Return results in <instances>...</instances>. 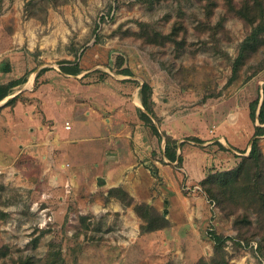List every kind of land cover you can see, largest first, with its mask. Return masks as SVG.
<instances>
[{
  "label": "rangeland",
  "instance_id": "rangeland-1",
  "mask_svg": "<svg viewBox=\"0 0 264 264\" xmlns=\"http://www.w3.org/2000/svg\"><path fill=\"white\" fill-rule=\"evenodd\" d=\"M252 3L0 0V88L26 81L0 103V264H264V135L255 168L248 116L264 89L263 38L233 72L254 27L237 10ZM74 65L78 76L60 70ZM64 106L122 125V164L113 147L78 160L45 113ZM24 117L37 136L12 143ZM243 162L225 195L206 194L202 181Z\"/></svg>",
  "mask_w": 264,
  "mask_h": 264
},
{
  "label": "trees",
  "instance_id": "trees-1",
  "mask_svg": "<svg viewBox=\"0 0 264 264\" xmlns=\"http://www.w3.org/2000/svg\"><path fill=\"white\" fill-rule=\"evenodd\" d=\"M252 2L253 3L251 6L247 5L237 10V14L239 15V17L243 18L245 21H247L249 24L253 25L254 27L251 31V34L243 41L240 47L239 55L234 62L233 72L237 71L238 66L241 64V60L243 58L244 52H247L248 50L252 52L255 51L256 50L255 46L257 45L256 43L258 42L259 38H263L261 42L264 43V14L262 9V4L259 0H252ZM60 70L61 72L69 75H77L80 73V69L77 65H74L71 68L61 67ZM42 71L43 70H41L40 72ZM123 73L128 74V70H123ZM21 83L22 80H16L14 82H10L5 87H1L0 101L8 96V88L14 87ZM149 91H150V87L147 84H142L141 104L146 111H149V106H148ZM248 111H249L248 116L251 122L259 124V126L254 127L253 140L251 142V148L249 152V161L251 166L258 168L261 155L258 151L257 137L264 135V127H261L264 125V89L262 90L261 96H258L255 100L249 103ZM140 118L142 120H147L146 115L143 113L140 114ZM151 130L154 132V134H156V129L154 127H152ZM192 141L196 143H202V141H200L197 138H192ZM167 149L168 148H165V157L173 162L175 160V153L169 154ZM242 167H244V162L239 166V168H237L232 172L217 174L215 176L214 175L208 176L204 181L201 182V186H204L206 194L212 197L214 196V191L216 190L217 191L219 190L221 195H225L228 191V186H232L236 182L237 177L242 172ZM19 264H31V262L26 260V261H21Z\"/></svg>",
  "mask_w": 264,
  "mask_h": 264
},
{
  "label": "crops",
  "instance_id": "crops-1",
  "mask_svg": "<svg viewBox=\"0 0 264 264\" xmlns=\"http://www.w3.org/2000/svg\"><path fill=\"white\" fill-rule=\"evenodd\" d=\"M47 71L45 70V73ZM69 76V74H67ZM73 75V76H78ZM71 76V75H70ZM18 80V78H15L14 80H10L9 82H14ZM25 80H23V84H25ZM21 83V84H22ZM6 99V98H5ZM2 100L0 101V103ZM46 115L53 121V124L55 125L56 133L58 134L57 137L64 138L69 142V151L70 152H77L78 153V160L79 158H82L84 162L94 160L96 158H102V155L104 154V148L110 147L115 152V156L117 158V161H113V165L116 167L117 164H122V161L126 159V155H128L129 150L126 152V145L128 144V139L124 137L127 136L126 134H123L121 138H119L120 142H118L116 139L113 138L115 134L121 131L122 125L120 126V129L116 127V121L112 118L111 121L107 120L105 121L106 124L102 125L98 121L89 120L88 122H82L80 121L75 114V111L71 109L69 106H64L62 108L57 107L55 110H49L47 109L45 111ZM16 115H18V112H16ZM68 118L73 119V123L71 124V127L69 126L70 130H66L62 123H60L61 120H66ZM17 122L13 121V127L8 126L9 124H6V126L10 127L11 129H14L16 132H19V138L16 137L15 140H12V143H15L14 141H18L17 139H22V133L25 134L24 138H27L28 136H37V131H32L31 128V119L24 117L23 119L20 118ZM128 126L130 124H127ZM126 125L123 126V130L125 129ZM30 133V134H29ZM129 139H134L135 136L132 137V134H128ZM23 138V139H24ZM197 138V137H193ZM22 139V140H23ZM113 139V141H112ZM199 139V138H197ZM204 143L203 140L199 139ZM154 140L151 142L150 145V151H152L154 147ZM106 145V146H105ZM121 146V147H120ZM125 151V152H123ZM165 157V156H164ZM122 158V159H121ZM177 156L175 157V160H177ZM116 160V159H115ZM174 160V161H175ZM113 165H109L105 169L107 171L113 169ZM105 167V166H104ZM102 167V169H104ZM112 167V168H111ZM111 168V169H110Z\"/></svg>",
  "mask_w": 264,
  "mask_h": 264
},
{
  "label": "built area",
  "instance_id": "built-area-1",
  "mask_svg": "<svg viewBox=\"0 0 264 264\" xmlns=\"http://www.w3.org/2000/svg\"><path fill=\"white\" fill-rule=\"evenodd\" d=\"M66 129H68V127H66Z\"/></svg>",
  "mask_w": 264,
  "mask_h": 264
}]
</instances>
